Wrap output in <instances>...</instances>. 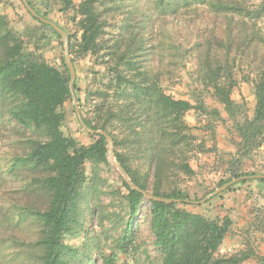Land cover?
Instances as JSON below:
<instances>
[{
    "label": "rangeland",
    "instance_id": "374dc122",
    "mask_svg": "<svg viewBox=\"0 0 264 264\" xmlns=\"http://www.w3.org/2000/svg\"><path fill=\"white\" fill-rule=\"evenodd\" d=\"M31 1L47 19L66 31L72 44H78L81 31L76 8L80 0H73L70 9H64L62 0ZM153 1L100 0L98 7L106 20L102 50L97 54L72 56L84 117L93 125L97 123L96 107L86 102V92L98 95V89H106L109 70L114 68L117 56L123 54L129 40L137 38L139 33L145 54L138 59L144 60L141 64L147 68L148 78L155 79L166 94L188 99L196 107L184 115L189 132L194 136L193 145L184 149L193 173L185 175L173 164L166 173L167 179L158 184L154 164L147 154L138 149V143L132 144L130 139L123 138L122 143L113 148L127 158L135 174L145 176L150 189L157 184L166 193L182 190L191 200H198L218 188L220 182L228 180L233 158H238L237 165L242 173L264 174V130L258 136V147L241 151L237 129V124L251 119L254 114V82L260 75L264 76L262 41L258 39L257 46L253 43L249 46L252 27L244 25L239 17L214 12L207 0H173L176 7L160 11H155ZM242 2L255 5L259 0ZM120 4L123 5L113 11V6ZM129 10H133L129 19L134 28L123 34L121 30ZM0 14L21 39L25 52L62 69L61 39L34 20L21 0L2 1ZM141 25L145 26L141 29L138 27ZM120 36L125 38L121 44L116 43ZM209 68H219L224 86L231 85V115L211 85L212 79L207 75ZM226 74L231 76L230 80ZM94 98L101 103L100 97ZM2 107L0 104V264H41L43 248L38 239L42 224L34 212L47 207L49 201V195L39 182L43 172L27 166L17 168L12 160L27 152L30 139L43 140L44 137L39 131L18 127L3 114ZM61 110L64 113L63 133L88 145L90 135L81 127L71 98ZM84 172L88 177L86 190L91 193L86 205L92 212L88 214L89 209H84L85 216L79 219L82 229L79 233L64 234V243L76 247L81 256L91 258L87 264H103V256L111 253L115 264H159L162 256L153 244L149 200L144 198L134 215L133 237L124 252L119 241L129 209L123 179L111 164L95 165L86 161ZM90 182L95 192L89 187ZM180 203V207L209 218L220 217L228 211L226 216L233 218L232 236H237V252L264 256V181L250 179L236 184L203 204ZM225 206L228 209H223ZM252 259L250 262L261 264Z\"/></svg>",
    "mask_w": 264,
    "mask_h": 264
},
{
    "label": "trees",
    "instance_id": "16d2710c",
    "mask_svg": "<svg viewBox=\"0 0 264 264\" xmlns=\"http://www.w3.org/2000/svg\"><path fill=\"white\" fill-rule=\"evenodd\" d=\"M2 1L4 0H0V3ZM28 2L40 16L47 18L31 0ZM62 2L64 9H70L73 5V0ZM206 2L214 12L231 14L233 18L239 17L244 25L252 27L247 42L249 46L252 43L257 46L258 39L264 46V0H259L255 5H246L242 0ZM100 4V0H80L77 5L76 14L79 16L78 27L81 34L78 44H72L68 37L72 62L74 55L97 54L102 50L106 20L98 7ZM122 5H114L113 11ZM152 5L155 11L169 10L177 6L173 0H154ZM132 12L133 10L127 12L121 30L123 34L134 28L129 19ZM29 15L41 25L50 28L54 35L61 39L60 34L50 25ZM144 26L138 27L142 29ZM136 37H132L123 54L117 56L114 68L109 70L106 89L100 91L98 89V95L86 92V102L96 107L98 119L96 124L93 125L84 117L77 81L74 82V94L86 124L94 129L106 131L112 137L114 147L122 143L123 138L130 139L132 144L138 143L140 146L138 149L146 153L154 164L157 183L162 184L163 180L167 179L169 167L173 164L185 175L193 173L184 151L193 145L194 136L189 132L184 115L196 106L188 99L166 94L155 79L148 78V70L141 64L144 60L138 59L145 54L144 43L139 33ZM124 39V36H120L116 43L121 44ZM208 72L216 95L231 115L233 103L230 98L231 85L224 86L219 68H209ZM226 75L230 80L231 76ZM68 82L69 71L64 59L60 69L33 58L30 52L24 51L21 39L9 27L6 18L0 14V104L3 106L1 110L18 127L39 131L44 137L43 140L30 139V148L27 152L14 156L12 160L17 168L27 166L43 172L39 182L49 195V201L47 207L34 212L42 224L38 239L43 248L41 264H87L91 260L89 257L81 256L76 247L64 243L63 236L73 231L79 233L83 227L79 219L85 216L84 209H89L88 214L92 212L91 207L86 205L91 193L88 194L89 190H86L88 177L84 172V163L89 161L95 165H110L106 156L107 142L104 136L89 134L91 142L84 145L75 138L65 135L61 130L64 119L61 107L71 98ZM254 87V114L251 119H245L237 124L241 151L258 147L260 145L258 136L264 130V76L260 75L255 79ZM94 96L100 97V104L95 101ZM113 149L117 162L139 188L157 196L180 199V204L183 205L190 204L186 201L191 198L182 190H171L166 193L157 184L150 189L146 177L137 176L127 158L116 148ZM237 163L238 158L230 161V177L219 185L242 175H254V172L242 173ZM248 180L250 179L241 180L225 191ZM122 183L127 189L125 199L129 209V217L119 241L121 250L125 252L133 237L131 224L134 215L144 197L140 192L131 189L124 180ZM91 186L92 192H95L96 188L90 182L89 187ZM221 193L216 196H220ZM149 205L153 244L162 256L159 264H230L250 256L246 252L230 257L217 255L218 248L230 229L231 219L228 216L209 218L180 207L178 203L167 204L150 200ZM258 260L264 264V256L258 257ZM102 262L115 264L114 254L103 256Z\"/></svg>",
    "mask_w": 264,
    "mask_h": 264
},
{
    "label": "water",
    "instance_id": "95a60500",
    "mask_svg": "<svg viewBox=\"0 0 264 264\" xmlns=\"http://www.w3.org/2000/svg\"><path fill=\"white\" fill-rule=\"evenodd\" d=\"M24 7L26 8V10L29 12V14H31L33 17L37 18L38 20H40L42 23L44 24H48L50 25L58 34H60L61 36V40H62V47H63V59L64 62L66 64V67L69 71V82H68V86H69V90H70V95H71V99L73 101L74 104V109H75V113L76 116L78 118V121L81 125V127L86 130L89 134H99L104 136L107 145H106V156H107V160L108 162L117 169V171L119 172V174L121 175L122 179L124 180V182L131 188L134 189L138 192H140L144 198H146L147 200H154V201H159V202H163V203H179L181 202L180 199H174V198H168V197H162V196H157L154 195L150 192H147L141 188H139L136 184H134L132 182V180L129 178L127 172L125 171V169L121 166V164H119L114 156V149H113V139L112 137L104 130L102 129H94L90 126H88L86 124V122L84 121V119L82 118L79 106H78V102L76 99V96L74 94V82H75V78H76V74H75V69L73 66V62L71 60V56L69 54V46H68V34L66 33L65 30H63L58 24H56L55 22L51 21L50 19L44 18L42 16H40L35 9L29 4L28 0H21ZM245 179H264V174H254V175H242L236 178H232L231 180L223 183L222 185H220L218 188H216L215 190L209 192L208 194H206L205 196H203L201 199L199 200H187V203L190 204H203L206 203L208 200H210L212 197L216 196L217 194L225 191L229 186L241 181V180H245Z\"/></svg>",
    "mask_w": 264,
    "mask_h": 264
},
{
    "label": "crops",
    "instance_id": "0c3cea01",
    "mask_svg": "<svg viewBox=\"0 0 264 264\" xmlns=\"http://www.w3.org/2000/svg\"><path fill=\"white\" fill-rule=\"evenodd\" d=\"M222 202H223V200L220 201L221 205H222ZM223 209H228V207L225 206V208L223 207ZM227 214H228V211H224V213H222L220 217L226 216ZM229 217H230V215H229ZM230 219H231L230 229H229L228 233L226 234V236L224 237V239L222 241V244L220 245V247L218 248V251H217V255L218 256L220 255L221 257H230V256H233V255H237V256L240 255V253L237 252L238 251L237 250L238 249L237 248L238 245H237V240H236L237 236L233 237L232 236L233 233L231 232V229H233L232 228V226H233V223H232L233 218L231 217ZM252 258H254L256 261H258V257L256 255H250V256L238 261L237 263H230V264H255V261H251L250 262V260H253Z\"/></svg>",
    "mask_w": 264,
    "mask_h": 264
}]
</instances>
